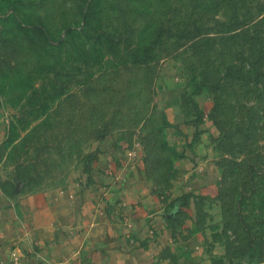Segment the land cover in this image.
Masks as SVG:
<instances>
[{
  "label": "rangeland",
  "instance_id": "1",
  "mask_svg": "<svg viewBox=\"0 0 264 264\" xmlns=\"http://www.w3.org/2000/svg\"><path fill=\"white\" fill-rule=\"evenodd\" d=\"M74 183H139L159 259L264 264V0H0V189Z\"/></svg>",
  "mask_w": 264,
  "mask_h": 264
},
{
  "label": "crops",
  "instance_id": "2",
  "mask_svg": "<svg viewBox=\"0 0 264 264\" xmlns=\"http://www.w3.org/2000/svg\"><path fill=\"white\" fill-rule=\"evenodd\" d=\"M145 195L139 183H74L17 200L0 189V264H172L158 258L169 236Z\"/></svg>",
  "mask_w": 264,
  "mask_h": 264
}]
</instances>
